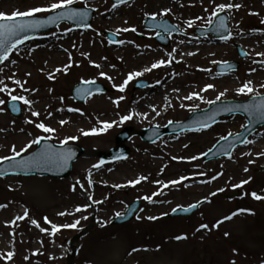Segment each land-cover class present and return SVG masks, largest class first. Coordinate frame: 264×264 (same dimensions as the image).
<instances>
[{"label":"rangeland","instance_id":"obj_1","mask_svg":"<svg viewBox=\"0 0 264 264\" xmlns=\"http://www.w3.org/2000/svg\"><path fill=\"white\" fill-rule=\"evenodd\" d=\"M51 2L54 0H0V14L12 17L14 13L47 6ZM221 3L242 5L239 9L222 12L230 17L232 38L219 44L213 42L214 36L201 37V41L194 45L199 52L188 59L174 60L181 57L183 46L180 41L184 44L196 41V29L210 26L207 20L212 18L214 21L212 11L215 5ZM75 4H86L95 9L92 29L74 32L70 26H60L41 40L14 51L7 61L0 64V79L10 89H15L12 94L31 102L26 105L18 100L23 108L21 118L13 117L6 103L0 105V158L12 155L13 145L20 151L41 135L50 136L49 139L56 143H62L66 137L77 136L78 140L69 143H76L89 152L109 151L115 146L116 135L125 127L141 130L164 126L170 121H183L194 112L191 109L197 111L209 107L204 101L216 100L220 92H226L221 100L246 99L256 93L264 94L261 87L264 84V64L260 63L264 57L257 55L264 52V0H134L115 8L112 7V0H77ZM166 8H170L171 12L167 16L160 14ZM109 11L120 17L105 18ZM151 12H155L156 17L169 18L185 34L171 35L169 46L155 47L152 44L156 43L154 38L152 40L153 34L142 27L144 16L152 15ZM197 17L204 19L198 20ZM189 20L195 21L191 28L186 23ZM124 28H135L136 31H119ZM104 31L119 34L123 43L112 45L104 36ZM139 33L148 37L139 40ZM236 42L246 48L252 44L248 48L250 60L239 72L221 77L216 71L218 63L213 61L238 59L234 47ZM164 59H171L172 63L134 79L124 92L113 87L121 85L129 73L143 71ZM185 60L195 63L193 65L197 69H191L190 62ZM68 64L71 67L66 72H56L57 68L63 70ZM95 64L101 67L96 68ZM101 72L112 79L101 76ZM247 73L255 78H251L255 80L252 85L255 91L251 95L237 94L236 89L245 83L243 77ZM50 74L52 79L48 78ZM9 77L20 80L24 88L15 85ZM82 80L100 81L110 91L91 97L86 104H79L73 100L71 90ZM139 80H147L151 86L134 90ZM208 84H213L214 89L203 91ZM192 93H199L203 100L183 99ZM121 96L124 99L117 107L113 101ZM0 99L7 102L11 97L0 93ZM69 108L80 111L70 112ZM33 111L40 115L33 116ZM129 113L140 115H134L132 120L118 123L98 135L81 134V129L99 130L101 122H118L121 116ZM61 120L69 123L61 126ZM40 122L56 131L42 133L35 127V123ZM245 125L244 117L231 116L223 118L207 131L170 135L155 145L134 137L128 143L131 153L127 159L102 164L95 169L92 166L100 160L83 157L74 164L71 176L61 180L38 176L0 178V205H7L0 208V254L15 253L11 261L0 260V264H231L232 261L235 264H263L264 200L257 201L250 194L264 195L263 190L260 191V186L264 185V155H261L264 153V127L247 139L253 143L236 148L230 155L231 159L203 160V154L221 137L229 133L234 135ZM36 147L33 145L23 154ZM89 170L92 184L88 183ZM141 176L147 177V180L135 187H113L128 185V181ZM214 176L218 178L213 180ZM184 177L187 179L182 180ZM174 180H181V183L172 185L170 182ZM244 180L250 182L241 188L235 187ZM77 181L84 187L77 185ZM222 188L224 191H219ZM81 189H85L86 193ZM235 190L243 198L241 203L239 199L222 197ZM157 192L161 194L154 195ZM214 192L217 193L215 196L212 195ZM144 196H152L156 202L149 203L143 199ZM205 198L210 201L209 204L192 216L168 218L164 215ZM136 199L142 200L143 205L135 220L112 225L116 213H124ZM92 200H102L103 203L94 204ZM85 205L91 206L85 211L75 212L76 207ZM235 206H241L236 212L248 209L254 214L241 213L214 228L213 225L218 222L216 219L226 213H222L221 209L230 210ZM25 211L27 217L15 220L17 216H24ZM60 212L74 215L60 216ZM45 217L51 224L45 222ZM94 217L96 220H93ZM148 217L160 218L149 220ZM32 220L47 231L42 232L31 223ZM76 220L80 221L76 228L62 227L55 236L51 234L52 224L62 226ZM201 224H208L210 230L196 231ZM177 236H186L187 239L177 240ZM134 249L137 251H132Z\"/></svg>","mask_w":264,"mask_h":264},{"label":"snow or ice","instance_id":"obj_2","mask_svg":"<svg viewBox=\"0 0 264 264\" xmlns=\"http://www.w3.org/2000/svg\"><path fill=\"white\" fill-rule=\"evenodd\" d=\"M126 2H127V0H117V3L113 4L112 7L115 8V7L118 6V4H123V3H126ZM213 2H214V0H213ZM75 3H77V0H54V2H51L47 6L33 7L31 9H29L28 11L23 12V13H19V12L18 13H14L12 17H4L3 14H0V21H4V20L8 21L7 23L0 22V48L3 49V52L0 53V63H3L4 61H7L9 59V55H10L12 49L18 47L20 44H23L26 39H30V37L24 36L21 39L13 41L10 45H8L6 47L5 46L7 44V39L6 38L19 37L21 33H27L29 31H33V30L45 27V26H47L49 24L58 25V23L61 20H65V19L83 21L87 14L75 10L72 7ZM241 6L242 5H240V4H232V3H227V4L221 3V4H218V5H215V8L212 11V16L213 17H217L222 12H226V11L231 10L233 8L239 9ZM205 11H208V9H205ZM170 12H171V9L170 8H166L160 14H162L164 16H167ZM53 13H55V15H48L47 19H44V20H33V21L29 22V23H22V22L21 23H16L15 22L16 19H20V18L33 17V16H36L37 14H53ZM156 15L157 14H152V19H155ZM196 19L201 20V19H204V18L203 17H197ZM186 23H187L188 27L191 28V27H193L195 21L189 20ZM207 23H208V25H212L213 24V19L209 18L207 20ZM162 27H164L165 31H168V32L171 31L166 26H162ZM223 28H226V24H225V21L223 19H221L219 27L216 30L219 31L220 29H223ZM119 31H124V32L132 31V32H135L136 29L135 28H131V29L124 28V29H120ZM157 35H160V33L158 32ZM230 38H231V34L230 33L228 35L221 36V39H223L225 41H227ZM183 42L184 41H180V43H183ZM120 43H123V41H120ZM188 55H195V53H188ZM257 55H259L261 57H264V52L258 53ZM13 63H15V61H13ZM171 63H172L171 59H169L167 61L159 60L156 63H153L150 67L144 68L143 71H137V72L129 73L127 78L123 81V83L121 85H119V86L113 85V87L117 88V90L119 92H124L126 90L128 84L131 81H133L134 79L143 76L146 72H152L153 69H157V68H160L162 66H167V65H170ZM213 63H218V62L217 61H213ZM223 63L227 64V62H223ZM260 63L264 64V60H261ZM94 66L96 68H100L101 67V65H99V64H95ZM227 66L231 67L230 64H227ZM70 67H71V64L65 65L63 70L60 69V68H57L56 72H61V71H65L66 72V70L68 68H70ZM202 71H208V70L207 69H202ZM253 71H255V69H253ZM28 75L30 76L31 73H28ZM100 75L105 77L106 79H109V80L112 79L111 77L106 76V74L103 73V72H101ZM48 78L52 79L53 75L50 74ZM8 79H11L13 81V83L15 85H17L18 87H20L22 89L24 88V85L21 83L20 80L14 79L13 77H9ZM25 83H26V81H25ZM82 83L85 84V85H92V84H95V81L94 80H85V81H82ZM214 87L215 86L213 84H208V85L205 86L203 91L206 92L209 89H214ZM261 87L264 88V84H261ZM24 90L25 91H31L30 89H24ZM14 91H15L14 88L10 89L7 86V84L5 83V81L3 79H0V93L7 94L8 96L11 97V99L13 101L21 100L26 105H29L31 103L27 98H25L23 96L13 95L12 93ZM77 91L78 92L83 91V94L86 95V96L87 95H91V89H87V90L78 89ZM174 91H178V89L174 90ZM254 91H255V89L252 86V81L251 80L243 83L241 87L236 89L237 94H243V95H251V94L254 93ZM225 94H226V92H220L217 95L216 100H208V101H204V102L209 104V105L215 104L217 101H220L221 97L225 96ZM256 94L259 95V93H256ZM61 99H63V98H61ZM123 99H124V97L121 96L118 99L114 100L113 103L117 107H119L120 101L123 100ZM183 99H187V100L200 99V100H203V97L200 96L199 93H192V94H190V95H188L186 97H183ZM5 103H6V101L0 99V105H3ZM181 107H184V105L181 104ZM225 108H226L227 111H235L236 110L235 108H232V107L227 106V105L225 106ZM0 110H2V109H0ZM60 110L62 111V109H60ZM191 110L195 111L196 109L193 108ZM243 110L246 111V112H250V113L252 111H255V112H258L262 117H264V98L261 99L259 104L244 106ZM68 111H70V112H73V111L78 112L80 110L79 109L69 108ZM153 111L155 112L156 109L153 108ZM157 114H159V113H157ZM32 115L38 117L40 115V113L33 111ZM134 115H140V114L139 113H129L128 115L121 116L120 120L118 122L117 121L101 122L102 123V127L99 130L97 128H92L89 131H84L83 129H81L80 131H81V134L83 136L98 135V134H101L103 132H107V130L111 129L113 126L117 125L118 123L122 124L124 122L132 120ZM145 118H147L146 114H145ZM28 122L29 123H33L32 121H28ZM59 123H60L61 126H63L65 124L69 123V121L61 120ZM169 123H172V122L170 121ZM197 123L202 124V127L201 128H196L195 129L196 131H200V130H203V128L211 126L210 124H207L205 122L198 121ZM35 127L37 129L41 130L42 133H47V134H51V133H54L56 131V129L45 125L43 122L35 123ZM229 135H231V133H229ZM49 138H50V136H44V135L37 136L36 138L32 139L27 145H25L20 151H17L16 147L13 145L11 147L12 155L11 156H4V157L0 158V163H3L4 161L16 160L17 157H20L23 153L27 152L28 149H31L33 147V145H40L42 140L49 139ZM227 138L228 137H226V136L225 137H221V139H223V140H227ZM78 139H79V137H77V136H69V137H66L62 141V144L66 145L70 141L78 140ZM244 143L245 144H249V143H253V141L245 139ZM185 147H187V145H185ZM209 151H211V149ZM203 155L207 156L208 152H205ZM246 155H251V153H246ZM261 155H264V153H261ZM70 158H71V153L70 152H52V151L48 150V151H45L43 153H38L37 156L35 158H33L32 160H30V161H21V162H19L17 165H15V167H20L22 169H27V168H30L32 166H39L41 163H47V164H54V163L55 164H59L61 162L67 163L68 159H70ZM118 158H126V157H118ZM173 159H176V157H173ZM192 159H198V157H192ZM229 159H231V156H229ZM250 163H252V161H250ZM102 164H103V161H101L98 164H94L92 167L95 168V169H99L102 166ZM244 171L247 172L248 169L245 168ZM220 175H223V173H220ZM217 178L218 177L214 176L212 179L214 180V179H217ZM181 179L183 180V179H187V178L184 177V178H181ZM145 180H147V177L141 176V177L137 178L136 180L128 181V185H113V187H115V188H120V187H125V186L135 187L136 185L140 184L142 181H145ZM88 183L89 184L93 183V181L91 179V171L90 170H89ZM157 183H160V182H157ZM170 183L172 185H175V184L181 183V180H174V181H171ZM248 183H249V180H244L241 183L235 185V187L241 188V187H243V185L248 184ZM77 184H79V186L81 188L84 187L83 184H80L79 181H77ZM164 187H168V185H164ZM75 188H76V185L73 186V191H75ZM219 191L222 192V191H224V189L222 188ZM160 194H161L160 192H157L154 195H160ZM216 194L217 193H215V192L212 193L213 196H215ZM250 195H251V197L253 199H255L257 201L264 200V195H259L256 192H252ZM89 199H92V197H89ZM143 199L148 201L149 203H155L156 202L153 199L152 196H144ZM205 201H207V198H205ZM205 201H200L197 204H192L188 208H183V206H181L179 209H173V212H176L177 210L190 211L191 209H194V208L198 207L200 203H204ZM207 202H210V201H207ZM92 203L100 204V203H103V201L102 200H92ZM90 206L91 205H85L83 207L78 206V207H76L75 212L79 213V212L85 211L87 209V207H90ZM5 207H7V205H0V208H5ZM244 212H248L249 214H254V213L251 212V210L241 209L239 212H234L231 215L224 217L222 220L218 221L215 225H213V227L214 228H219L220 224L224 223L227 220H231L235 216L240 215L241 213H244ZM58 215H60V216L74 215V213L60 212V213H58ZM164 215H167V213H165ZM27 216H28V213L26 211L24 213V216H17L15 218V220H21V219H24ZM120 216H121L120 213H116V217L117 218H119ZM84 218L86 219L87 217H84ZM139 218L140 217H137V219H139ZM159 218L160 217H148L149 220H156V219H159ZM44 219H45L46 223L51 224V221H49L47 219V217H45ZM11 223L15 224V221H12ZM31 223L34 224L36 227L40 228V225L37 223V221L32 220ZM79 223H80V221L76 220L74 223L65 224V225H62V226H57L55 224H52V232H51V234L53 236H55L56 233L59 232L62 227L63 228H76L77 225H79ZM40 230L42 232H46L47 231V229H45V228H40ZM201 230H210L209 229V225L208 224H201L200 227L197 228L196 231L199 232ZM225 235L227 236V235H229V233H225ZM176 239L177 240H182V239H187V237L186 236H177ZM134 251H137V250L134 249ZM14 256H15V253L13 251H9L6 254H0V260L11 261ZM25 259H28V257H25ZM231 264H235V261H232Z\"/></svg>","mask_w":264,"mask_h":264},{"label":"water","instance_id":"obj_3","mask_svg":"<svg viewBox=\"0 0 264 264\" xmlns=\"http://www.w3.org/2000/svg\"><path fill=\"white\" fill-rule=\"evenodd\" d=\"M127 1H129V0H127ZM74 9L77 11L83 12V13L86 11L83 8H79V9L74 8ZM92 14H93V11L91 10L88 17H85L83 21L65 19V20H61L59 23H61L63 21H68L70 23L75 24L76 26H88L90 21H91ZM51 15H55V13H53ZM220 18H221V16L219 17V19ZM222 18H225V24H226V21H227L226 17H222ZM44 19H47V17L20 18V19H16L15 22L16 23H21V22L22 23H29L33 20H44ZM150 21H153V20L150 19V20L146 21L147 26H149L148 23H151ZM0 22L7 23L8 21L4 20V21H0ZM56 26H57L56 24H49L45 27H42V28H39V29H36L33 31H29L27 33H21L19 37L6 38L7 44L5 46L7 47L13 41L21 39L24 36H28V37H30V39H32L35 35H37L41 32H44V31H48V30H50ZM151 26L156 27L157 29L161 28V25H151ZM207 31L214 32L213 28L207 29ZM207 31H201V32L204 33ZM228 31H229V27L226 24V28H223V30L221 32V36L228 35ZM107 35L111 36L109 34H107ZM30 39H26L25 42L27 40H30ZM21 45L22 44H20L19 46H21ZM14 49H12V50H14ZM12 50H11V52H12ZM2 52H3V49L0 48V53H2ZM235 68H236V66H235ZM78 89H81V90L91 89V94H93L95 92L103 91L104 87L102 85H99L98 83H95L92 85H85L82 83V84L78 85L77 88H75V90H74V96L78 100L84 101L88 95L87 96L84 95L83 91L79 92V93H81V95H80L77 91ZM261 99L262 98H252L246 102H241V103H238V102L218 103V104L213 105L211 108H209L207 110L194 113L188 120H186L184 122L172 123L166 128L152 127V128H149V129L142 131L140 133V135L143 137L144 140H146L148 142H154V141L158 140L159 138H161L164 135L169 134V133L192 130V129L202 127V124L197 123L198 121L205 122L207 124L212 125L222 115H227V114H230L232 112H242V113L247 114L248 119H249V125L245 129L244 133L242 135L237 136V137H228L227 140L221 141L220 143L217 144V146L214 149H212L208 153L207 156H205V159L218 158L222 155L230 154L232 152L233 148L238 143H241L247 134H250L251 132H253L256 129V127L258 125L264 123V117H262L258 112L252 111L250 113V112H246L243 110L244 106L259 104ZM226 105L230 106V107H232L231 105H237V108H235L236 109L235 111H227L225 108ZM10 106H11V108L15 114H18V115L21 114L20 106L17 102H12L10 104ZM130 130L131 129H125L122 133H120L117 136V147L114 148L110 154L99 153V156L102 158L103 161L118 160V159H120L118 157H125L128 155L129 149L126 148L123 144L125 141H127L131 137V134L129 133ZM48 150H50L52 152H70L71 158L68 159L67 163H63V162H61L59 164L41 163L39 166H32V167L27 168V169L15 167V165H17L19 162L30 161L33 158H35L38 153H43V152L48 151ZM83 154H84V149H82L81 147H79L77 145H63V146L62 145H55V144H53V143H51L45 139V140H42L41 144L39 145V147L34 152H32V153H30L24 157H17L16 160L5 162L2 165H0V175H13V174H17V173H24V174H35V173H37V174H46V175H51V176H56V177L68 176L70 174L71 169H72V163L79 156H81ZM201 204L202 203H200L199 206ZM139 206H140L139 201H136L135 203L131 204L127 213L125 215H122L119 218H117L115 220V223H122V222H125V221L132 219L135 215V212L139 208ZM199 206L194 208V209H191L190 211L177 210L176 212H173L171 216L192 214L194 211H196L199 208Z\"/></svg>","mask_w":264,"mask_h":264},{"label":"bare ground","instance_id":"obj_4","mask_svg":"<svg viewBox=\"0 0 264 264\" xmlns=\"http://www.w3.org/2000/svg\"><path fill=\"white\" fill-rule=\"evenodd\" d=\"M151 13H155V12H151ZM108 16L112 17V18H115L117 19L118 17H115L111 12H108ZM107 16V18H108ZM190 46L184 48V49H181L180 51H182V53H190L191 51H194L197 47H192V43L193 41H188L187 42ZM178 61V60H177ZM186 62H188L189 60H185Z\"/></svg>","mask_w":264,"mask_h":264}]
</instances>
